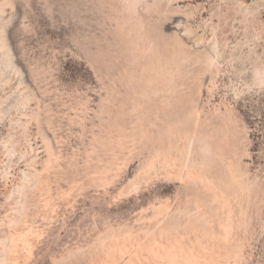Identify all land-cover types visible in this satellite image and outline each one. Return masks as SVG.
<instances>
[{
    "label": "rangeland",
    "instance_id": "obj_1",
    "mask_svg": "<svg viewBox=\"0 0 264 264\" xmlns=\"http://www.w3.org/2000/svg\"><path fill=\"white\" fill-rule=\"evenodd\" d=\"M0 264H264V0H0Z\"/></svg>",
    "mask_w": 264,
    "mask_h": 264
}]
</instances>
